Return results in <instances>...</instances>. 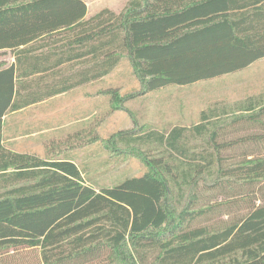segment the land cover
Listing matches in <instances>:
<instances>
[{
  "label": "trees",
  "instance_id": "1",
  "mask_svg": "<svg viewBox=\"0 0 264 264\" xmlns=\"http://www.w3.org/2000/svg\"><path fill=\"white\" fill-rule=\"evenodd\" d=\"M86 15L82 0H0V51H15L0 67V264L24 251L34 264H264V94L190 126L114 133L109 148L146 147V171L99 190L74 156L4 142L10 114L124 59L139 87L107 90L111 103L247 69L264 59V0H129Z\"/></svg>",
  "mask_w": 264,
  "mask_h": 264
},
{
  "label": "rangeland",
  "instance_id": "2",
  "mask_svg": "<svg viewBox=\"0 0 264 264\" xmlns=\"http://www.w3.org/2000/svg\"><path fill=\"white\" fill-rule=\"evenodd\" d=\"M87 1L91 2L90 13L94 15L105 8L119 13L128 3V0ZM14 54V51L0 52V67L10 64ZM138 87L139 80L132 64L124 59L120 67L103 80L53 100L50 107L55 108L46 115L41 114V107L35 108L37 121L43 119L47 124L40 128L47 131L8 141L11 132V122L8 121L5 146L43 158L72 155L80 165L88 164L85 179L92 186L98 190L114 187L146 171L140 158L141 149L146 147L127 148L115 139V144L109 148V139L114 133L140 134L152 128L192 125L198 122L202 111L215 105L234 106L251 96L262 95L264 59L232 75L190 86H169L123 103H111L105 94L107 90L124 92ZM65 115L70 117L64 118ZM150 155L159 154L151 152ZM120 264L126 263L120 260Z\"/></svg>",
  "mask_w": 264,
  "mask_h": 264
},
{
  "label": "crops",
  "instance_id": "3",
  "mask_svg": "<svg viewBox=\"0 0 264 264\" xmlns=\"http://www.w3.org/2000/svg\"><path fill=\"white\" fill-rule=\"evenodd\" d=\"M82 1L87 5V15H86V19H89V18L95 16L97 13L95 15L90 13L89 3H91V2H88L87 0H82ZM92 3H96V1L93 0ZM105 9H107V8H105ZM102 10H100V11H102ZM89 15H90V17H89ZM3 51H12V50L8 49V50H3ZM0 52H2V51H0ZM14 62H15V54H14V60H12V62L10 64H8V65H11ZM230 75H232V74H230ZM91 84H94V83H90L88 85H91ZM88 85L82 86L80 88L86 87ZM80 88H77V89H75L73 91H76V90H78ZM73 91H71L70 94L73 93ZM64 95H69V93L64 94ZM64 95H61V96H64ZM58 98H60V96H58V97H56L54 99H51V100H49L47 102L45 101V102H43V103H41V104H39V105H37L35 107H29L27 109H23V110L18 111L16 113L10 114L8 116V121L11 122V127H10L11 128V132L9 133V140L8 141H13L14 142L15 139H18L20 137H29V136H32V135H35V134H38V133H42L44 131H47L46 129L45 130H42L40 128L43 125H44V127H46L47 124L45 123V121H43V119H41V120L38 119V121H37V119L35 118V114H36L35 108L41 107V109H42L41 114H45L46 115L47 113H49V111H51V110H53L55 108L54 106H52V107H50V106L52 105L51 104L52 101L53 100H56ZM68 117H70V116L65 115L64 118H68ZM83 118L84 117H82L81 119H83ZM66 120H69V119H66ZM183 126H190V125H183ZM12 151L19 152V153L34 154L32 152H20V151H16V150H12ZM23 262H26V264H34V263H36V262H34V260L32 258V254L29 251H24L23 252V258L20 260L19 263L20 264H23Z\"/></svg>",
  "mask_w": 264,
  "mask_h": 264
}]
</instances>
